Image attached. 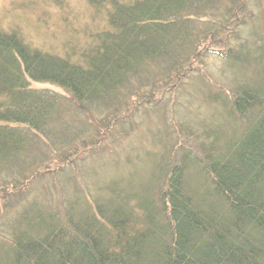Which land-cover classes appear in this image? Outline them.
I'll return each instance as SVG.
<instances>
[{
  "label": "trees",
  "instance_id": "trees-1",
  "mask_svg": "<svg viewBox=\"0 0 264 264\" xmlns=\"http://www.w3.org/2000/svg\"><path fill=\"white\" fill-rule=\"evenodd\" d=\"M41 1L18 0L29 8ZM244 1L89 0L105 23L89 27L90 43L63 56L32 47L20 29L0 28V168L32 155L62 120L61 94L34 81L79 103L106 101L158 58L185 50L211 14L208 24L217 19L221 35L246 25ZM208 27L205 35L216 32ZM262 75L231 95L227 108L246 122L221 142L218 136L179 157L160 154L151 175L120 173L100 187L104 201L62 204L63 214L30 202L0 245V264H264ZM21 182L10 185L30 190Z\"/></svg>",
  "mask_w": 264,
  "mask_h": 264
},
{
  "label": "rangeland",
  "instance_id": "rangeland-1",
  "mask_svg": "<svg viewBox=\"0 0 264 264\" xmlns=\"http://www.w3.org/2000/svg\"><path fill=\"white\" fill-rule=\"evenodd\" d=\"M244 4L240 16L246 25L221 35L217 19L216 25L208 24L216 15L211 14L199 23V34L185 50L158 58L106 101L79 103L52 83L34 81V88L61 94L62 120L51 123L42 134L46 143L32 155L15 167L0 168V245L13 235L16 220L32 201L61 214L62 204L104 201L107 193L100 187L120 173L133 169L136 175L149 176L160 154L179 157L186 148L194 151L218 136L221 142L241 129L246 121L227 108L234 102L231 95L261 82L264 72V0ZM101 12L89 0H65L62 6L47 0L33 8L0 0V28L20 29L32 47L63 56L74 53L72 46L87 45L85 31L105 23L106 13ZM208 25L216 32L205 35ZM218 41L225 44L223 54L216 52L221 50ZM17 178L30 190L11 187L19 184Z\"/></svg>",
  "mask_w": 264,
  "mask_h": 264
}]
</instances>
